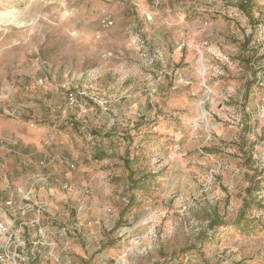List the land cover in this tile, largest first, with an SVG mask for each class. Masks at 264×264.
Wrapping results in <instances>:
<instances>
[{
  "label": "rangeland",
  "instance_id": "rangeland-1",
  "mask_svg": "<svg viewBox=\"0 0 264 264\" xmlns=\"http://www.w3.org/2000/svg\"><path fill=\"white\" fill-rule=\"evenodd\" d=\"M240 1L0 0V264H264Z\"/></svg>",
  "mask_w": 264,
  "mask_h": 264
},
{
  "label": "trees",
  "instance_id": "trees-1",
  "mask_svg": "<svg viewBox=\"0 0 264 264\" xmlns=\"http://www.w3.org/2000/svg\"><path fill=\"white\" fill-rule=\"evenodd\" d=\"M238 6H239V8L242 11L246 12L247 14H250L251 11H252V6L250 4V0H241L239 2ZM125 161H126V164L130 163L129 159H125ZM129 179H130V187H131V189H140L142 187V186H139L138 180H135L133 178V172H130ZM257 189L260 190L261 187H258ZM133 195H132L131 200H130V205H132V203H133V201L135 199Z\"/></svg>",
  "mask_w": 264,
  "mask_h": 264
}]
</instances>
